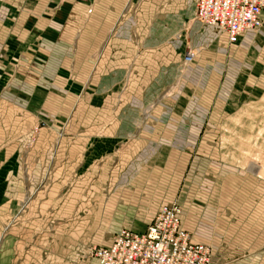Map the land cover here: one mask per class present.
I'll return each mask as SVG.
<instances>
[{"label":"crops","instance_id":"crops-1","mask_svg":"<svg viewBox=\"0 0 264 264\" xmlns=\"http://www.w3.org/2000/svg\"><path fill=\"white\" fill-rule=\"evenodd\" d=\"M175 201L264 264V13L230 44L195 0H0V264H101Z\"/></svg>","mask_w":264,"mask_h":264},{"label":"built area","instance_id":"built-area-1","mask_svg":"<svg viewBox=\"0 0 264 264\" xmlns=\"http://www.w3.org/2000/svg\"><path fill=\"white\" fill-rule=\"evenodd\" d=\"M195 4L197 20L222 32L230 44L263 26L264 0H195ZM195 57L189 49L184 63ZM181 214L178 203L164 204L145 232L123 228L110 246L92 245L87 255L101 264H217L212 248L195 242L183 228Z\"/></svg>","mask_w":264,"mask_h":264},{"label":"rangeland","instance_id":"rangeland-1","mask_svg":"<svg viewBox=\"0 0 264 264\" xmlns=\"http://www.w3.org/2000/svg\"><path fill=\"white\" fill-rule=\"evenodd\" d=\"M188 50H189V49H188ZM188 50H187V51H188ZM187 51H186V52H187ZM186 52L183 54V59H184V56H185ZM33 130H34V131H33ZM32 131H33L32 138H34L33 135H34V133H35V127L32 128ZM32 141H33V139H32ZM252 164L255 165V166H257V165L254 164V163H250V164L248 165V171L251 172L252 174H257L258 171H259V167H258V166H257V167H258V170H257L256 172H252V171L249 170V168H250V166H251ZM172 203H173V202H172ZM176 203H177V202H176ZM87 256H88V255H87Z\"/></svg>","mask_w":264,"mask_h":264},{"label":"water","instance_id":"water-1","mask_svg":"<svg viewBox=\"0 0 264 264\" xmlns=\"http://www.w3.org/2000/svg\"><path fill=\"white\" fill-rule=\"evenodd\" d=\"M249 170L252 171V172H256L258 170V167L252 164L250 166Z\"/></svg>","mask_w":264,"mask_h":264},{"label":"bare ground","instance_id":"bare-ground-1","mask_svg":"<svg viewBox=\"0 0 264 264\" xmlns=\"http://www.w3.org/2000/svg\"><path fill=\"white\" fill-rule=\"evenodd\" d=\"M176 202V201H175Z\"/></svg>","mask_w":264,"mask_h":264}]
</instances>
